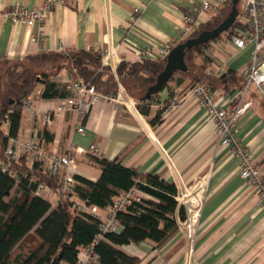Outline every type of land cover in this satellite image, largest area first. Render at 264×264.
Returning a JSON list of instances; mask_svg holds the SVG:
<instances>
[{
	"label": "crops",
	"instance_id": "obj_1",
	"mask_svg": "<svg viewBox=\"0 0 264 264\" xmlns=\"http://www.w3.org/2000/svg\"><path fill=\"white\" fill-rule=\"evenodd\" d=\"M46 1L0 0V10L19 5L36 8ZM209 2L218 10L205 14L203 24L219 13L227 0ZM196 5L197 0H83L57 4L43 26L29 28L23 23L0 21V63H25L42 54L96 52L108 45L119 47L124 62L136 63L147 59L140 55L143 49L161 54L169 44L177 46L186 27L184 16L191 14ZM136 8L142 13L131 24L129 20ZM243 8L244 2L241 12ZM41 31L43 41H33ZM210 45L215 56L205 55V60L200 57L197 62L204 65L205 74L218 80L217 102L229 108L239 99L245 83L242 71L251 60L253 45L238 49L228 34L206 49ZM222 66L225 72L220 74ZM33 71L49 74L67 90L68 96L44 99L43 86L39 85L29 97L32 111H26L23 104L19 137L36 138L46 149L60 154L77 150L73 174L91 180L101 175L95 157L120 158L126 167L141 174L158 175L176 185H192L206 178L208 196L196 231L191 264H264V207L258 203L254 189L241 178L240 158L232 154L231 147L219 146L214 122L190 95L192 76H178L150 105L148 115L109 102L93 105L86 114L70 107L57 114L58 108L73 95L67 68L60 64L39 65ZM175 100L180 103L177 110L164 112L162 122L153 125L151 121L161 105ZM245 100L253 101V105L238 122V137L242 145L254 151L264 174V100L255 86ZM47 115L53 118L51 124L45 120ZM79 128L85 132L80 133ZM3 132L8 134V124ZM92 147L99 155L91 153ZM4 150L0 138V158ZM44 196L57 205L56 194L47 190ZM100 210L106 216L107 209ZM122 250L138 257L140 264H186L189 255L188 242L181 231L161 247L145 241Z\"/></svg>",
	"mask_w": 264,
	"mask_h": 264
},
{
	"label": "trees",
	"instance_id": "obj_2",
	"mask_svg": "<svg viewBox=\"0 0 264 264\" xmlns=\"http://www.w3.org/2000/svg\"><path fill=\"white\" fill-rule=\"evenodd\" d=\"M240 3L236 22L223 35L233 37L244 30ZM232 9L233 0H227L219 13L177 46L197 38L204 31L218 28ZM210 43L187 50V70L176 72L166 87L178 76H192V87L203 84L216 93L218 80L205 74L204 65L197 62L200 57L206 59L205 49ZM58 61H65L60 65L66 68L75 63L85 81L97 85L100 93L117 94L113 76L107 72L97 74L102 66L101 57L89 51L42 54L28 58L25 63H16L0 82V138L4 149L10 139L18 136L23 104L39 85L43 86L44 99L68 96L67 90L54 82L49 74L33 71L34 66L58 64ZM167 64L168 57L119 65L120 83L137 101L141 113L148 115L150 105L157 101L159 94L147 98V93L157 84ZM163 113L160 110L151 123L160 124ZM5 124L9 125L7 135L3 132ZM3 160L4 154L0 162ZM94 162L100 167L101 175L97 180L75 175L73 196L76 199L88 206L108 209L118 197L134 188L147 195L141 202H133L118 213L120 229L115 233L102 234L101 221L96 216L74 208L69 200L62 198L60 181L51 177L41 162L23 158L11 163L9 171H3L0 165V264H78L81 251L91 246L97 256V262L93 264H140L138 257L129 255L122 248L145 241L161 247L180 231L177 217L185 220L186 211L178 206L176 184L158 175L141 174L135 168L126 167L120 158L95 157ZM41 185L57 195L56 206L44 193L36 195Z\"/></svg>",
	"mask_w": 264,
	"mask_h": 264
},
{
	"label": "built area",
	"instance_id": "obj_3",
	"mask_svg": "<svg viewBox=\"0 0 264 264\" xmlns=\"http://www.w3.org/2000/svg\"><path fill=\"white\" fill-rule=\"evenodd\" d=\"M83 0H47L42 6L36 8H27L19 5L11 9L0 10V21L6 20L12 23H23L29 28L36 25H44L48 15L53 11L57 4L67 2L80 3ZM158 1V0H153ZM244 8L240 14V21L244 25V30L232 37V42L238 49H244L248 44L253 45L252 56L249 64L243 69L242 75L245 83L240 93L239 99L231 107L220 105L216 99V93L211 91L203 84H198L191 88L190 95L196 100L197 104L204 108L211 120L216 126L219 146L231 147L234 156L241 160V178L254 189L258 203L264 207V174L260 164L256 161L254 151L247 145H242L239 133V120L245 116L253 101H246L245 96L250 89L255 86L258 94L264 100V0H243ZM218 6H213L209 0H197L191 14L184 16L185 28L182 31V40L188 38L200 25L203 24V16L208 12H215ZM142 10L136 8L129 22L134 24ZM43 31L33 37V41H43ZM175 48L174 45L166 46L161 54H156L150 49L140 51L142 58L150 60H164ZM95 52V51H89ZM104 65L112 67L117 78V70L124 62V55L119 47L108 45L107 47L96 51ZM206 55L213 58L215 49L210 45L206 49ZM220 74L225 72V66L219 70ZM78 67L73 65L68 70L70 80V89L73 95L58 108L57 114L66 110L67 107L74 108L80 114H86L90 108L99 102H109L124 104L128 109L138 113V103L130 97L126 90L119 83L117 94H102L96 88L77 76ZM180 103L173 101L170 105L162 104L161 110L164 112L177 110ZM26 111L31 112L33 105L28 98L24 102ZM48 124L53 122L50 115L45 117ZM80 133H84V128H79ZM77 150H70L65 154H60L54 150L46 149L36 138H21L19 136L12 138L4 151V160L0 165L3 171H9V166L13 162H18L23 158L30 161H38L44 165L46 172L60 181V196L73 205L74 208L83 212H88L96 216L100 221L102 234L115 233L120 229L118 222V213L125 210L133 202H141L147 195L137 189H132L118 197L114 205L107 209L106 216L101 214V210L96 206H88L73 196L75 187V175L73 170L77 167ZM91 153L99 155L95 147L91 148ZM208 180L206 178L198 179L192 185H185L182 182L177 184V196L179 208L186 211V219L178 218L179 229L185 235L188 242L190 258L186 264H191V253L194 246L196 231L201 222L202 211L208 196ZM48 189L41 185L36 191V195H42ZM50 192L54 193L53 190ZM55 194V193H54ZM59 201V198H58ZM97 262V256L93 252V247H88L81 251L78 264H93Z\"/></svg>",
	"mask_w": 264,
	"mask_h": 264
},
{
	"label": "water",
	"instance_id": "obj_4",
	"mask_svg": "<svg viewBox=\"0 0 264 264\" xmlns=\"http://www.w3.org/2000/svg\"><path fill=\"white\" fill-rule=\"evenodd\" d=\"M240 1L241 0H233V9L230 16L218 28L212 31H204L197 38L187 40V42L176 46L170 52L166 69L158 77L157 84L148 90L147 98L160 94L176 72L187 70L185 63V54L187 50L213 42L232 28L239 15L238 5Z\"/></svg>",
	"mask_w": 264,
	"mask_h": 264
},
{
	"label": "rangeland",
	"instance_id": "obj_5",
	"mask_svg": "<svg viewBox=\"0 0 264 264\" xmlns=\"http://www.w3.org/2000/svg\"><path fill=\"white\" fill-rule=\"evenodd\" d=\"M242 2H243V0L241 1V3H240V6H239V10H241V6H242ZM91 54H96L97 55V53H95V52H90ZM101 61H102V59H101ZM63 63H66L65 61H58V64H63ZM15 64H8V63H0V82H1V79L4 77V75L6 74V72L7 71H9V70H12V68H14L13 66H14ZM73 65H75L76 66V64L75 63H73V64H69V67L67 68V70H71L72 69V67H73ZM103 72H107V73H109V74H111L112 76H113V78H114V80H115V82L117 83V90L119 89V83H120V78H119V76H118V78H117V76H116V74H115V72L113 71V69H112V67H110V66H108V65H104V63H103V61H102V66L98 69V71H97V74H102ZM35 73V72H34ZM118 75V74H117ZM77 76H80L84 81H85V79L83 78V76L81 75V70L79 69V67H78V73H77ZM106 78L107 77H105V80H106ZM118 80H119V82H118ZM89 83V82H88ZM95 88H96V90L99 92V90H98V88H97V85H95V84H92ZM122 85V84H121ZM123 86V85H122ZM123 88H124V86H123ZM125 89V88H124ZM126 90V89H125ZM127 92V91H126ZM100 93V92H99ZM187 259H185V261H187L189 258H190V256H187L186 257ZM192 259V258H191Z\"/></svg>",
	"mask_w": 264,
	"mask_h": 264
}]
</instances>
